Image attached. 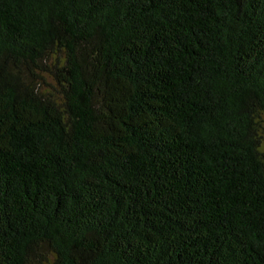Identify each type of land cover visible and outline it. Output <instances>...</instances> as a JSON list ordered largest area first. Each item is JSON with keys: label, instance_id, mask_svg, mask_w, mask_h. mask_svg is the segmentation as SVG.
I'll list each match as a JSON object with an SVG mask.
<instances>
[{"label": "trees", "instance_id": "1", "mask_svg": "<svg viewBox=\"0 0 264 264\" xmlns=\"http://www.w3.org/2000/svg\"><path fill=\"white\" fill-rule=\"evenodd\" d=\"M0 264H264V0H0Z\"/></svg>", "mask_w": 264, "mask_h": 264}]
</instances>
